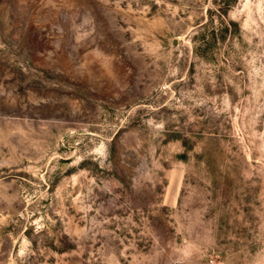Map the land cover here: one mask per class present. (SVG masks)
<instances>
[{
    "label": "rangeland",
    "instance_id": "rangeland-1",
    "mask_svg": "<svg viewBox=\"0 0 264 264\" xmlns=\"http://www.w3.org/2000/svg\"><path fill=\"white\" fill-rule=\"evenodd\" d=\"M0 264H264V0H0Z\"/></svg>",
    "mask_w": 264,
    "mask_h": 264
}]
</instances>
